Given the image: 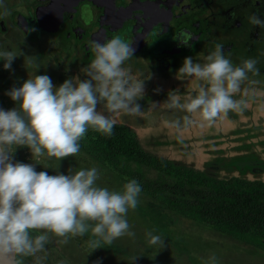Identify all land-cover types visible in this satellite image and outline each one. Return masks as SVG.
Returning a JSON list of instances; mask_svg holds the SVG:
<instances>
[{"label":"clouds","instance_id":"obj_1","mask_svg":"<svg viewBox=\"0 0 264 264\" xmlns=\"http://www.w3.org/2000/svg\"><path fill=\"white\" fill-rule=\"evenodd\" d=\"M3 15H10L7 8ZM249 21L264 29V20L259 16L253 14ZM34 30L27 28L28 32ZM194 38L187 30L174 37L182 45H189ZM132 45L119 35L103 43L90 41L94 58L81 69L88 79L74 77L56 87L48 75H35L28 77L21 87L6 92L18 107L0 108V258L24 264L16 257L31 256L34 264H43L45 258L37 253L46 251L45 245L50 243L48 233L65 238L60 242L67 243L69 235L83 236L90 230L97 238L90 241L92 249L101 247V242L111 246L124 235H135L126 219L128 210L137 207L142 191L135 179L125 183L122 192L110 191L96 185L99 172L95 167L74 174L69 169L68 175H49L46 171H36L33 164L12 162V146L29 147L33 157L45 153L58 160L75 156L89 128L110 137L116 125L111 114L121 111L140 114L136 101L144 95V81L133 77L124 67L134 56ZM16 56L14 51H0V59L5 61L3 67L11 69ZM257 63L256 59L248 58L234 66L225 57L220 43L204 57L203 63L186 57L178 70L179 76L194 77L202 85L184 103L170 92L169 107L199 113L209 122L222 113L238 112L247 104L233 96L240 92L248 72L259 75ZM101 104L109 115L97 110ZM185 122H190L187 117ZM176 126L179 127V121ZM34 231L41 234L33 235ZM146 236L150 245L165 246L161 236L151 232ZM211 259L215 264V257Z\"/></svg>","mask_w":264,"mask_h":264},{"label":"rangeland","instance_id":"obj_2","mask_svg":"<svg viewBox=\"0 0 264 264\" xmlns=\"http://www.w3.org/2000/svg\"><path fill=\"white\" fill-rule=\"evenodd\" d=\"M262 30L263 38H260L259 41H261L252 47L251 55L247 58L243 52L238 55L235 52L224 54L234 66H239L242 60L248 58L258 61L256 67L259 68V75L248 72V79L241 84L240 92L233 96L234 99L246 101L247 106L242 110L222 113L214 121L209 122L199 113L191 114L178 107H169L170 92L184 103L187 96H195L198 93L202 82L194 77L179 76L178 70L183 65L178 67L174 65L176 68L171 69L163 65L156 66L149 60L135 62L136 58L131 57L124 67L133 77L144 81V95L136 101L140 105L141 112L138 115H131L121 111L111 114L112 118L117 123L128 124L133 128L138 133L142 145L150 152L216 173L219 177L227 178L237 175L264 181V29ZM212 51L214 49L210 53ZM244 53H246L245 50ZM139 59L141 57L137 58ZM197 59L196 56L193 61L204 62V58ZM246 91L247 95H245ZM98 110L109 115L103 104L98 106ZM186 117L190 122H185ZM177 121H179V127L176 126ZM80 145L77 155L61 160L48 157L45 153L41 156L39 171H46L49 175H68L69 169L75 173L81 169L95 167L99 172L97 186L122 192L123 185L127 181L99 164L84 149V144L80 143ZM25 153L36 164L37 159L33 157L30 148H27ZM21 154V150L18 149V161L23 163L25 158L20 157ZM73 157L75 159H71ZM76 158L78 162L71 164V160L77 161ZM12 162L16 163L13 160ZM138 201L137 207L134 210L130 208L126 216L130 231L135 233L134 236L124 235L114 240L111 246L101 242V247L92 249L90 241L97 238L91 235L90 230L83 236L69 235L67 243L60 242L65 238L48 233L50 243L45 245L46 251L37 255L45 258L43 264H60L61 261L64 264H83L82 262L87 261L90 264H97V262L98 264H114L115 258L120 257L119 251L116 250L118 244L131 249L137 245V250L130 252L128 249H123L122 251L130 255L129 261L138 258L135 264H145L140 260L141 257H137L141 256L138 254L141 250L140 239L144 238L148 230L155 225V228L160 231L163 229L164 234L160 235L167 248L173 249L176 244L182 251L170 261H166L167 257L162 259L163 256L159 253V257L154 262L150 260L146 261V264L164 262H167L165 264H213L212 257H215V264H264V249L260 247L254 249V245L251 244L230 242L225 237L218 236L210 228L163 208L143 191L140 192ZM88 223L95 222L88 221ZM193 256H197L198 259L192 261L190 258ZM18 259H22L24 264H34V258L31 256L18 257ZM72 261L77 262L72 263ZM130 264H133V261Z\"/></svg>","mask_w":264,"mask_h":264},{"label":"flooded vegetation","instance_id":"obj_3","mask_svg":"<svg viewBox=\"0 0 264 264\" xmlns=\"http://www.w3.org/2000/svg\"><path fill=\"white\" fill-rule=\"evenodd\" d=\"M2 3L0 51L17 54L11 69H5V61L0 59L3 110L18 107L6 92L21 87V81L28 77L48 75L56 87L74 77L88 79L81 69L94 58L89 48L93 40L103 43L122 36L133 43L135 62L149 60L156 66L173 69L183 65L186 57L197 56V60H202L215 50L216 43L224 46V54L243 52L247 58L252 47L263 38L262 28L251 24L249 17L255 14L264 20V0H2ZM5 8L10 15H3ZM27 28L35 30L28 32ZM182 30L194 34L189 45L174 39ZM138 57L141 59L137 60ZM79 143L85 144L82 139ZM12 147L14 162H19L20 149L23 154L20 157L25 158L23 163L33 164L36 171L41 169V156L34 157L35 164L25 153L29 147ZM76 160H71V164H76Z\"/></svg>","mask_w":264,"mask_h":264},{"label":"trees","instance_id":"obj_4","mask_svg":"<svg viewBox=\"0 0 264 264\" xmlns=\"http://www.w3.org/2000/svg\"><path fill=\"white\" fill-rule=\"evenodd\" d=\"M82 140L85 143L84 149L99 164L124 181L135 179L142 191L163 208L210 228L230 242L251 244L254 249H264L263 180H251L237 175L219 177L216 173L150 152L142 145L138 133L124 123L116 122L110 137L89 128ZM155 227L148 232L159 236L164 234L163 229L160 231ZM168 239L171 240L169 236ZM140 240L141 250L138 254L141 256L137 257H141L140 260L145 264L150 260L154 262L159 253L162 259L167 257L166 261H170L182 251L176 244L173 249L166 246L161 248L159 244L150 245L146 235ZM116 247L120 257L115 258L114 264H130L132 261L135 264L138 260L135 258L129 261L130 255L123 253V249L130 252L137 250V245L132 249L122 244ZM190 259L193 261L198 258L193 256ZM82 263L90 264L88 261Z\"/></svg>","mask_w":264,"mask_h":264},{"label":"water","instance_id":"obj_5","mask_svg":"<svg viewBox=\"0 0 264 264\" xmlns=\"http://www.w3.org/2000/svg\"><path fill=\"white\" fill-rule=\"evenodd\" d=\"M0 264H13V260L11 258H7V259L0 258Z\"/></svg>","mask_w":264,"mask_h":264}]
</instances>
